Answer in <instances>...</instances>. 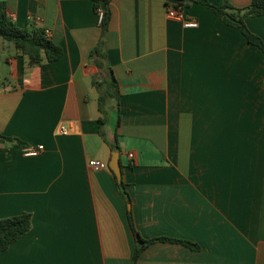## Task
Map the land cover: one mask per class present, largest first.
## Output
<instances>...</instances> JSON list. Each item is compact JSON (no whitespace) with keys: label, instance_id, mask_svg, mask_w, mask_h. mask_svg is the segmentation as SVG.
Instances as JSON below:
<instances>
[{"label":"crops","instance_id":"obj_1","mask_svg":"<svg viewBox=\"0 0 264 264\" xmlns=\"http://www.w3.org/2000/svg\"><path fill=\"white\" fill-rule=\"evenodd\" d=\"M0 1L17 26L43 27L62 48L57 60L30 64L0 38V134L12 137L0 138V218L31 215L30 229L0 252V264H131L128 209L143 239L198 246L156 240L137 264H264V56L257 46L200 3L184 8L198 23L184 27L166 18L172 0H110L100 70L89 54L100 35L92 0ZM244 21L264 41V15ZM107 67L119 99L101 112ZM110 110L119 122L107 131ZM110 143L119 147L129 203L109 167L87 165H108ZM38 144V155H24Z\"/></svg>","mask_w":264,"mask_h":264},{"label":"trees","instance_id":"obj_2","mask_svg":"<svg viewBox=\"0 0 264 264\" xmlns=\"http://www.w3.org/2000/svg\"><path fill=\"white\" fill-rule=\"evenodd\" d=\"M109 1L110 0H92L94 11L96 12L99 7H102L104 13L103 19L99 24V38L89 53L90 57L93 58L95 66L100 70L105 67L104 61H106L104 38L110 20ZM192 2L200 3L206 6L219 18H221L225 24L237 28L246 38L247 42L257 46L264 56L263 39L259 35L253 33L244 21V17L246 15H264V0H250V3L245 7H234L230 4L229 0H222L217 5L212 4L209 0H172L171 3L167 2L166 5L168 6L172 4L174 6L185 8ZM0 38L4 41L12 43L15 49L26 55L30 64L54 61L62 54V48L50 38L45 36L43 27L33 24L26 27L17 26L7 15L6 5L3 1H0ZM107 71L108 79H102L99 83L100 86L98 87V107L101 112L103 111L104 105L109 100L114 99L116 106H118L119 89L117 87V81L113 75L111 67H107ZM98 122L99 126L104 124V120L102 118H100ZM118 122L119 119L117 117L116 124H118ZM100 133L103 135L101 129ZM0 138L6 140L12 139V137H7L2 134H0ZM109 147L112 151L119 150L116 143H110ZM118 185L122 194L129 203L130 198L124 187L123 181H121ZM128 221L134 236V249L131 264H137L138 257L142 250L148 243L156 240L176 241L193 249L198 248V246L194 243L179 239H169L164 237L148 240L143 239L136 230L130 209H128ZM30 226L31 215L27 212L0 218V252L5 250L10 244L24 235L30 229Z\"/></svg>","mask_w":264,"mask_h":264},{"label":"built area","instance_id":"obj_3","mask_svg":"<svg viewBox=\"0 0 264 264\" xmlns=\"http://www.w3.org/2000/svg\"><path fill=\"white\" fill-rule=\"evenodd\" d=\"M103 8L99 7L96 10V17L97 21L100 24L102 19H103ZM166 18L169 20L173 21H179L182 23L184 27H196L198 25L197 21L193 18H189L185 12V9L180 7V6H174L172 4L168 5L166 7ZM44 34L47 38L50 37V32L47 29H44ZM60 133H65L66 130L61 127L60 128ZM44 146L42 144H38L32 148L26 149L24 151L25 156H36L38 155L41 151H43ZM127 157L129 160H132L134 158V153L133 152H128ZM88 167L93 170V171H98V170H103L107 169L108 165L107 163L97 160V159H91L87 162Z\"/></svg>","mask_w":264,"mask_h":264},{"label":"water","instance_id":"obj_4","mask_svg":"<svg viewBox=\"0 0 264 264\" xmlns=\"http://www.w3.org/2000/svg\"><path fill=\"white\" fill-rule=\"evenodd\" d=\"M108 167L114 173L117 181L120 183L122 181V175L119 161V153L117 151H112L111 157L108 162Z\"/></svg>","mask_w":264,"mask_h":264},{"label":"rangeland","instance_id":"obj_5","mask_svg":"<svg viewBox=\"0 0 264 264\" xmlns=\"http://www.w3.org/2000/svg\"><path fill=\"white\" fill-rule=\"evenodd\" d=\"M115 121H116V112L114 110H110L107 114V119L104 125V129L108 131L110 128H113L115 125Z\"/></svg>","mask_w":264,"mask_h":264}]
</instances>
